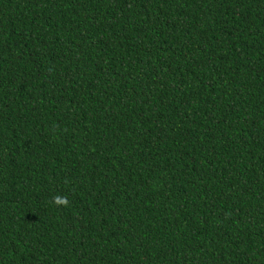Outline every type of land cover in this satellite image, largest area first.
I'll return each instance as SVG.
<instances>
[{
	"label": "trees",
	"instance_id": "16d2710c",
	"mask_svg": "<svg viewBox=\"0 0 264 264\" xmlns=\"http://www.w3.org/2000/svg\"><path fill=\"white\" fill-rule=\"evenodd\" d=\"M0 264H264V0H0Z\"/></svg>",
	"mask_w": 264,
	"mask_h": 264
}]
</instances>
